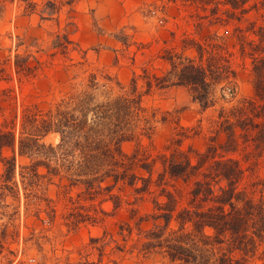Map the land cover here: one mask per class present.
Masks as SVG:
<instances>
[{
	"label": "rangeland",
	"instance_id": "obj_1",
	"mask_svg": "<svg viewBox=\"0 0 264 264\" xmlns=\"http://www.w3.org/2000/svg\"><path fill=\"white\" fill-rule=\"evenodd\" d=\"M67 1L0 0V128L18 135L27 116L42 118L63 100L74 106L76 100L70 98L83 92L93 94L94 103L114 98L130 90L135 73L140 75V90L146 91L149 76L157 85L143 96L136 136L121 148L139 175L149 176L140 164H153L151 192L142 195L117 187L114 194L122 197L118 208L99 197L78 204L81 187L64 188L55 177L44 178L39 189H33L37 194L27 197L31 189H25L20 170L31 158L17 155L13 189L0 198V264H183L160 250L144 253L131 246L141 229L155 224L154 200H166L157 185L166 159L185 151L195 164L209 146L226 141V134L216 131L217 120H235L234 110L247 100L264 104L256 95L254 69L264 58V3L252 0L246 13L236 10L235 15L227 12L231 7L226 0ZM173 55L223 69L210 88L208 107L188 87L168 86L172 81L160 87L164 83L158 85L153 78L168 73ZM18 58L25 68L16 65ZM259 79L264 82V72ZM148 126L153 127L151 133L143 130ZM60 139L59 133L50 132L42 141L56 145ZM239 142L237 152L219 147L217 158L241 160L246 171L239 187L259 202L264 186L255 183L264 178V144L256 151L253 142ZM68 151L73 154L68 160L77 158L79 150L72 152L69 146ZM4 154L10 158L13 152L6 149ZM4 169L0 160V182ZM166 183L179 205H186L191 185L169 175ZM76 211L83 219L71 215ZM126 223L133 233L123 239L121 226ZM243 256L236 251L242 264H264V238L257 239L253 255Z\"/></svg>",
	"mask_w": 264,
	"mask_h": 264
},
{
	"label": "trees",
	"instance_id": "obj_2",
	"mask_svg": "<svg viewBox=\"0 0 264 264\" xmlns=\"http://www.w3.org/2000/svg\"><path fill=\"white\" fill-rule=\"evenodd\" d=\"M77 1L67 2L74 5ZM251 1L226 0L231 7L227 12L236 15V10H240L246 13ZM200 54L203 57L202 51ZM263 60L258 59L254 69L258 75L256 95L264 101V82L259 79L264 72V66L260 65ZM20 61L18 58L16 65L25 68L26 64ZM170 63L171 68L165 76H153L158 85L164 83L160 86L164 87L167 81H172L168 86H186L204 107H208L212 102L210 88L213 81L223 75V69L213 65L207 68L204 63H195L190 59L186 62L174 55ZM139 79L140 75L135 73L129 91L101 103H94L95 96L83 92L70 98L76 100L74 106L71 101L63 100L55 111H48L42 118L36 114L27 116L18 135L13 129L0 128V160L5 166L0 182V198L13 189L10 182L15 176L17 155L31 158V162L21 165L20 170L25 189L28 186L31 189L27 197L37 194L33 189H39L44 178L51 180L55 177L64 188L81 187L76 194L78 204L83 199L95 200L99 197L102 201L111 200L114 208H118L122 197L114 194L117 187H130L132 192L142 195L151 192L153 164H140L149 173L147 177L141 176L132 168L136 163L131 162L121 148L124 141L136 136L137 122L144 111L143 96L157 85L146 76L147 89L141 91ZM92 83L93 87L94 81ZM233 115L235 120L230 116L217 120L219 129L216 131L224 132L226 141L221 146H209L195 164L185 151H175L166 159L157 181L161 187L160 195L166 200H154L156 211L152 218L155 224L147 230H140V236L131 250L138 249L144 253L160 250L171 260L183 264H242V257H235L236 251L243 252V257L255 253L257 239L264 238V197L255 202L245 188L239 187L246 171L239 158H217V155L219 147L225 153L237 152L240 138L247 144L253 142L255 150L259 151L264 144V120L257 118L264 117V104L255 99L247 100L234 110ZM152 129V126L143 128L148 133ZM50 132L60 134L58 144L42 141ZM69 146L72 152L79 150L74 160L67 159V156L73 155L68 151ZM6 149L13 152L10 158L4 154ZM167 175L191 185L186 205L180 206L175 193L166 186ZM139 181L142 184H138ZM14 183L18 185L16 181ZM255 184L264 186V178ZM70 200L76 202L73 196ZM71 215L84 217L77 211ZM121 230L123 239L133 233L130 223L122 225ZM118 248L123 250L124 246Z\"/></svg>",
	"mask_w": 264,
	"mask_h": 264
}]
</instances>
